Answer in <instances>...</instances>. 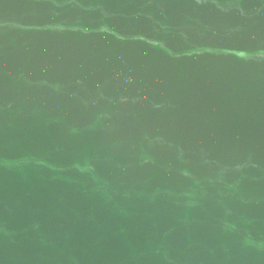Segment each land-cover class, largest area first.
<instances>
[{
	"label": "water",
	"instance_id": "1",
	"mask_svg": "<svg viewBox=\"0 0 264 264\" xmlns=\"http://www.w3.org/2000/svg\"><path fill=\"white\" fill-rule=\"evenodd\" d=\"M0 264H264V0H0Z\"/></svg>",
	"mask_w": 264,
	"mask_h": 264
}]
</instances>
